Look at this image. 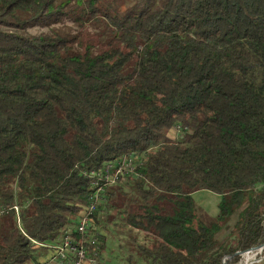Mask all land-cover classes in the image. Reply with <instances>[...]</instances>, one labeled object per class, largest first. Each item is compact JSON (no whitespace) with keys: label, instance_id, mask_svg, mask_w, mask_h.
Masks as SVG:
<instances>
[{"label":"trees","instance_id":"1","mask_svg":"<svg viewBox=\"0 0 264 264\" xmlns=\"http://www.w3.org/2000/svg\"><path fill=\"white\" fill-rule=\"evenodd\" d=\"M129 153L140 177L103 208L117 193L121 226L154 236H131L142 264H237L264 243V0H0V206L19 207L0 264H37L87 202L83 172ZM199 191L220 197L210 226Z\"/></svg>","mask_w":264,"mask_h":264},{"label":"built area","instance_id":"2","mask_svg":"<svg viewBox=\"0 0 264 264\" xmlns=\"http://www.w3.org/2000/svg\"><path fill=\"white\" fill-rule=\"evenodd\" d=\"M177 132H180L179 129ZM143 162V155L129 153L120 159L105 163L99 170L83 172V177L88 179L91 185L88 200L72 223L61 231L55 242L51 244L35 243L37 247L49 251V255L40 257L37 264H100L99 238L101 232L95 225V216L99 207L104 205L107 189L118 185L125 179L140 177L139 170L143 167ZM9 212H14L16 221L19 223V207L17 205L14 204L9 208L0 206V217ZM263 248L255 252L254 255L253 251H244L239 256L244 259L240 264L258 262L253 258L262 253Z\"/></svg>","mask_w":264,"mask_h":264},{"label":"rangeland","instance_id":"3","mask_svg":"<svg viewBox=\"0 0 264 264\" xmlns=\"http://www.w3.org/2000/svg\"><path fill=\"white\" fill-rule=\"evenodd\" d=\"M58 27V26H56ZM70 28L71 32H76V28L71 23V21H66L62 26L63 29ZM48 29L41 27H32L28 30L31 34H38L41 32H47ZM89 32H94L89 29ZM172 137L174 134L169 133ZM130 179H125L121 181L118 186L123 188V191H128V183ZM120 196L115 193V197L110 202V204H114L115 206H119L120 208L117 210L116 208L107 210V208H103L105 205L99 207V210L96 216L102 222L99 223V230L101 232L100 239L103 238L100 243V264H128V256L135 261V264H142L141 259L135 253V244L134 240H131V236L135 237L136 242L140 244L150 245L151 240L154 238L151 233L144 231H137L131 228H123L121 226L120 212L126 208L121 202V199H118ZM192 199L194 202V212L195 219L194 223H200L204 226H210L219 216V203L220 197L213 193L207 191H199L192 194ZM106 201L103 202L105 204ZM108 204V202H107ZM101 208V209H100ZM240 209H234L231 214L227 216L224 221L220 222V226L215 229V239L217 241V248L224 249L228 247H234L235 245V234L238 228V221L240 220ZM103 218H108L109 221L103 220ZM75 219V218H74ZM115 223L111 224V223ZM128 230H133L129 232ZM234 234V235H233ZM51 246V245H50ZM49 255V251L42 254V256L47 257ZM250 255V254H249ZM43 257V258H44ZM230 259L228 256L223 259V261H227ZM253 260H258V262H254L253 264H264V248L262 253H259L257 256L253 258ZM244 259L241 257L237 264L243 263Z\"/></svg>","mask_w":264,"mask_h":264},{"label":"water","instance_id":"4","mask_svg":"<svg viewBox=\"0 0 264 264\" xmlns=\"http://www.w3.org/2000/svg\"><path fill=\"white\" fill-rule=\"evenodd\" d=\"M264 247V243L262 245H259V246H255V247H252L251 249L245 251V252H252V251H256V250H260ZM244 252V251H243ZM243 252H237L236 255L240 256ZM222 264H226V261H223L222 260Z\"/></svg>","mask_w":264,"mask_h":264},{"label":"bare ground","instance_id":"5","mask_svg":"<svg viewBox=\"0 0 264 264\" xmlns=\"http://www.w3.org/2000/svg\"><path fill=\"white\" fill-rule=\"evenodd\" d=\"M258 251H259V250L253 251L252 254L254 255V253H255V252H258ZM249 259H250V258H249ZM250 260H251V259H250ZM250 260H249V261H250Z\"/></svg>","mask_w":264,"mask_h":264}]
</instances>
